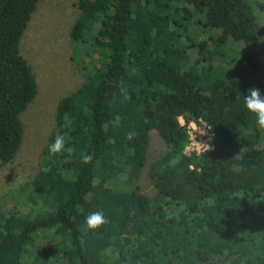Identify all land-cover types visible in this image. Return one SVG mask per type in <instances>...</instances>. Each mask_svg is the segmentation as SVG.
Masks as SVG:
<instances>
[{
	"label": "trees",
	"instance_id": "16d2710c",
	"mask_svg": "<svg viewBox=\"0 0 264 264\" xmlns=\"http://www.w3.org/2000/svg\"><path fill=\"white\" fill-rule=\"evenodd\" d=\"M37 3L0 0V169L20 148V114L37 91L19 52ZM76 8L72 48L86 32L101 59L81 65L82 82L56 101L33 179L0 207V264H264V129L243 108L247 89L264 96V0ZM180 114L207 122L213 150L184 152ZM153 131L165 149L146 170L148 196L137 182ZM57 134L65 149L50 155ZM98 209L110 222L88 230L84 217Z\"/></svg>",
	"mask_w": 264,
	"mask_h": 264
},
{
	"label": "rangeland",
	"instance_id": "374dc122",
	"mask_svg": "<svg viewBox=\"0 0 264 264\" xmlns=\"http://www.w3.org/2000/svg\"><path fill=\"white\" fill-rule=\"evenodd\" d=\"M77 0H38L36 8L21 35L19 52L27 60L36 77L37 91L32 101L20 114L21 144L14 159L0 169V207L13 206L11 195L27 186L36 173L48 135L51 133L53 109L56 101L78 86L83 78L81 65L98 63L101 50L83 34V47L72 48L67 32L76 17ZM205 34H196V40ZM80 51V52H78ZM238 65L239 61L235 62ZM165 149L155 131L145 152V165L138 179L139 190L152 196L146 170L151 161Z\"/></svg>",
	"mask_w": 264,
	"mask_h": 264
},
{
	"label": "clouds",
	"instance_id": "9594fccd",
	"mask_svg": "<svg viewBox=\"0 0 264 264\" xmlns=\"http://www.w3.org/2000/svg\"><path fill=\"white\" fill-rule=\"evenodd\" d=\"M121 95L124 100H129L126 89H121ZM243 108L252 113L255 117V124L259 129H264V96L261 95L258 88L252 87L247 89V95L243 97ZM187 117V118H186ZM176 123L180 128L187 131L190 143L187 146L188 154L195 153L196 155H204L206 152L213 150L212 145L206 142H198L195 134L206 136L211 134V127L202 117H192L191 114H180L176 116ZM136 136L135 132H129L126 135L128 141L133 140ZM66 138L63 134H57L54 141L48 145V152L50 155L61 153L65 149ZM93 156L89 153H81L82 163L88 164L92 161ZM176 161H172L175 164ZM109 218L105 215L103 210H95L88 213L84 217V224L88 230L95 231L103 225L109 223ZM127 234L122 233L121 239H126Z\"/></svg>",
	"mask_w": 264,
	"mask_h": 264
},
{
	"label": "built area",
	"instance_id": "2783aa9c",
	"mask_svg": "<svg viewBox=\"0 0 264 264\" xmlns=\"http://www.w3.org/2000/svg\"><path fill=\"white\" fill-rule=\"evenodd\" d=\"M195 138H196V140L198 142H206V143H209V144H211V140H212L211 134L210 135H206V136H201V135H199L197 133V134H195ZM189 143H190V139L188 137V142H187L186 146L184 147V152H186V153L188 152L187 146L189 145Z\"/></svg>",
	"mask_w": 264,
	"mask_h": 264
}]
</instances>
